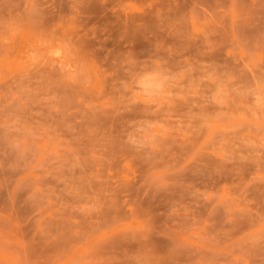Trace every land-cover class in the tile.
Returning <instances> with one entry per match:
<instances>
[{
  "label": "rangeland",
  "instance_id": "rangeland-1",
  "mask_svg": "<svg viewBox=\"0 0 264 264\" xmlns=\"http://www.w3.org/2000/svg\"><path fill=\"white\" fill-rule=\"evenodd\" d=\"M0 264H264V0H0Z\"/></svg>",
  "mask_w": 264,
  "mask_h": 264
}]
</instances>
